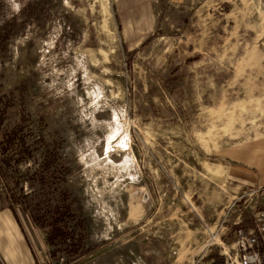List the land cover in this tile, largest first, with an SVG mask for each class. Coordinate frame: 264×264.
<instances>
[{
  "label": "rangeland",
  "instance_id": "374dc122",
  "mask_svg": "<svg viewBox=\"0 0 264 264\" xmlns=\"http://www.w3.org/2000/svg\"><path fill=\"white\" fill-rule=\"evenodd\" d=\"M170 13L129 50L111 0H0V264H221L264 187V0Z\"/></svg>",
  "mask_w": 264,
  "mask_h": 264
},
{
  "label": "built area",
  "instance_id": "2783aa9c",
  "mask_svg": "<svg viewBox=\"0 0 264 264\" xmlns=\"http://www.w3.org/2000/svg\"><path fill=\"white\" fill-rule=\"evenodd\" d=\"M252 195L260 200L251 220L237 223L238 217L235 221L220 220L214 230L207 227L208 239L202 242L201 251H205L202 260L218 248L221 264H264V187ZM215 262V259L210 261Z\"/></svg>",
  "mask_w": 264,
  "mask_h": 264
},
{
  "label": "crops",
  "instance_id": "0c3cea01",
  "mask_svg": "<svg viewBox=\"0 0 264 264\" xmlns=\"http://www.w3.org/2000/svg\"><path fill=\"white\" fill-rule=\"evenodd\" d=\"M111 2L113 19L120 34V41L124 43L129 50H135L145 43H148V41L157 34L161 29L163 17L165 19L164 21L169 20L172 15L170 11L174 8L183 10L188 0H111ZM191 2L193 4V0H191ZM176 12L178 13L179 11ZM212 12H214V8ZM169 13L171 15H169ZM247 213H250L249 210H247ZM251 218L252 215L249 218L239 217L237 223L247 222L251 220ZM219 222L220 219H217L214 227L209 229L214 230ZM199 243L198 241L197 244ZM194 251L193 248L184 250V252L190 255H192ZM27 254L32 262V254L29 251ZM209 264L216 263L209 262Z\"/></svg>",
  "mask_w": 264,
  "mask_h": 264
},
{
  "label": "trees",
  "instance_id": "16d2710c",
  "mask_svg": "<svg viewBox=\"0 0 264 264\" xmlns=\"http://www.w3.org/2000/svg\"><path fill=\"white\" fill-rule=\"evenodd\" d=\"M58 178H60V173L56 174ZM58 182H60V179H58ZM46 184L45 181L41 179V185ZM62 198L66 199V194H62ZM65 211H71V208L69 205H67ZM36 220V219H35ZM50 229L52 230L50 235H47L46 241L47 244L52 248L55 249L56 252L63 253L65 256L69 257L66 261V263L71 262V256L76 255L78 253L77 246L79 247L78 242H81L83 236L80 235L81 233H78L77 227H73L72 231H69L68 224L63 223L62 221L56 219L53 223L49 225ZM76 247V248H75ZM54 250L53 254L51 253L50 256H54ZM82 254H79L77 257H80ZM60 257L56 258L58 260ZM35 264H38V261L36 258H34Z\"/></svg>",
  "mask_w": 264,
  "mask_h": 264
}]
</instances>
